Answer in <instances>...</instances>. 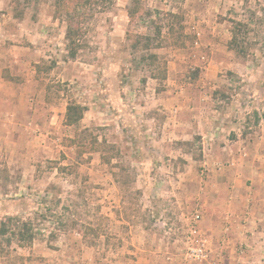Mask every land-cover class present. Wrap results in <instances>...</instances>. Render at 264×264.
Listing matches in <instances>:
<instances>
[{"label":"rangeland","instance_id":"1","mask_svg":"<svg viewBox=\"0 0 264 264\" xmlns=\"http://www.w3.org/2000/svg\"><path fill=\"white\" fill-rule=\"evenodd\" d=\"M92 14L72 58L53 1L0 0V220L34 217L48 193L79 223L6 246L0 264H264L241 219L256 201L231 175L264 164V0H112ZM70 103L86 109L73 126Z\"/></svg>","mask_w":264,"mask_h":264},{"label":"trees","instance_id":"2","mask_svg":"<svg viewBox=\"0 0 264 264\" xmlns=\"http://www.w3.org/2000/svg\"><path fill=\"white\" fill-rule=\"evenodd\" d=\"M27 5H32L34 0H24ZM54 2L55 16L57 18L66 17L65 21L68 24L67 28V39L72 45V58L76 57L77 49L81 47L80 38L86 33L87 28L85 27L88 19L93 18V12H96L97 7L106 8L108 4H112V0H50ZM137 12L130 10L129 16L133 20ZM172 17H176L175 14H170ZM151 18V14L148 13ZM153 23L152 20H150ZM237 25H241L237 23ZM157 32V37H161L160 28ZM237 37L234 36L230 42L231 47H238ZM145 40V49L160 48L162 44L158 41V38L153 36H138L135 43H141ZM240 53L245 54L246 49L240 48ZM151 60V64L154 65L158 61L156 54H149L145 59ZM155 78V77H154ZM85 107L77 104L70 103L67 107L66 113V124L73 126L78 124L84 116ZM61 171L62 168H59ZM62 199L58 197H51L47 193L40 198L37 210L34 212V217H23V216H7L0 220V255L7 253L6 246H11L12 243H16L20 247H26L31 245L37 238L43 237L47 241L56 240L61 232H68L75 229L78 226V222L74 220L72 216H69L67 220H64L63 216L60 215L56 209L62 203ZM46 204V206H44ZM69 208V206H63L62 209ZM74 216V215H73ZM45 222L55 223V227L45 234L47 231L44 228ZM44 226V227H43ZM94 233L97 228L91 229ZM97 233V232H96ZM5 245V246H4Z\"/></svg>","mask_w":264,"mask_h":264},{"label":"crops","instance_id":"3","mask_svg":"<svg viewBox=\"0 0 264 264\" xmlns=\"http://www.w3.org/2000/svg\"><path fill=\"white\" fill-rule=\"evenodd\" d=\"M262 154L261 156L264 157V153ZM231 175L234 187L236 188V191L234 190L236 194L250 193L248 196H252L253 200L256 201L252 207L246 206V212L244 210L241 211V219H245L248 222L245 224L248 226L249 224L251 225L250 229L253 236L249 235L248 239L256 238L255 240H264V164L259 166L255 161L246 160V165L241 164V167L237 168ZM234 200H237V198ZM233 201L230 203V206L226 205L225 209L235 206Z\"/></svg>","mask_w":264,"mask_h":264},{"label":"built area","instance_id":"4","mask_svg":"<svg viewBox=\"0 0 264 264\" xmlns=\"http://www.w3.org/2000/svg\"><path fill=\"white\" fill-rule=\"evenodd\" d=\"M199 217H200L199 215H196L195 216V219H199ZM200 251L202 252V250H200Z\"/></svg>","mask_w":264,"mask_h":264}]
</instances>
